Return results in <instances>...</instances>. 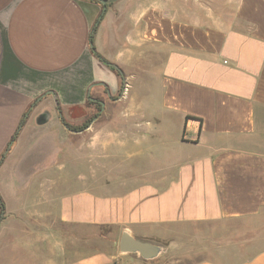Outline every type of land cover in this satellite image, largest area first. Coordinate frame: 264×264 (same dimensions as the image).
<instances>
[{
  "label": "crops",
  "instance_id": "obj_1",
  "mask_svg": "<svg viewBox=\"0 0 264 264\" xmlns=\"http://www.w3.org/2000/svg\"><path fill=\"white\" fill-rule=\"evenodd\" d=\"M0 200V264L264 217V0H0Z\"/></svg>",
  "mask_w": 264,
  "mask_h": 264
},
{
  "label": "rangeland",
  "instance_id": "obj_2",
  "mask_svg": "<svg viewBox=\"0 0 264 264\" xmlns=\"http://www.w3.org/2000/svg\"><path fill=\"white\" fill-rule=\"evenodd\" d=\"M78 171V161L57 160V168ZM152 244L159 252V264H189L199 260H219L232 264L251 256L264 246V217L242 222L222 221L183 224L172 237Z\"/></svg>",
  "mask_w": 264,
  "mask_h": 264
},
{
  "label": "water",
  "instance_id": "obj_3",
  "mask_svg": "<svg viewBox=\"0 0 264 264\" xmlns=\"http://www.w3.org/2000/svg\"><path fill=\"white\" fill-rule=\"evenodd\" d=\"M100 2L103 6L117 0H93ZM119 249L122 252H139L144 258H153L159 252L158 247L132 238L127 233H123L119 239Z\"/></svg>",
  "mask_w": 264,
  "mask_h": 264
},
{
  "label": "trees",
  "instance_id": "obj_4",
  "mask_svg": "<svg viewBox=\"0 0 264 264\" xmlns=\"http://www.w3.org/2000/svg\"><path fill=\"white\" fill-rule=\"evenodd\" d=\"M102 61H103V59H101ZM67 126V128L69 129V130H71V131H79L80 129H82V127H71V126H69V125H66ZM2 202H1V200H0V208L2 209Z\"/></svg>",
  "mask_w": 264,
  "mask_h": 264
}]
</instances>
